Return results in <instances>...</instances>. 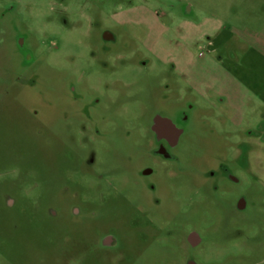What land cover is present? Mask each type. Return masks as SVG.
<instances>
[{
  "label": "rangeland",
  "instance_id": "obj_1",
  "mask_svg": "<svg viewBox=\"0 0 264 264\" xmlns=\"http://www.w3.org/2000/svg\"><path fill=\"white\" fill-rule=\"evenodd\" d=\"M234 34L264 38V0H0V264H264Z\"/></svg>",
  "mask_w": 264,
  "mask_h": 264
},
{
  "label": "crops",
  "instance_id": "obj_2",
  "mask_svg": "<svg viewBox=\"0 0 264 264\" xmlns=\"http://www.w3.org/2000/svg\"><path fill=\"white\" fill-rule=\"evenodd\" d=\"M228 38H225L227 41H222V44L216 41L217 48L224 52L217 58L221 65V74L223 78L231 82L229 84L225 82L220 93L223 100H227L232 106L234 102L249 103L250 114L255 113L260 118L258 124L250 129L249 135L254 136L255 140L261 138L262 146H264V38L250 41L253 38L247 40L248 38L235 34ZM231 39L237 41V46L236 49L228 50L225 44ZM205 96L206 99L209 98V94ZM236 128L240 138L241 128H244L242 123L239 122ZM155 130L158 135L172 130L177 132L178 139L181 135V131L171 120L161 116L157 119ZM237 144L239 147L242 145V143Z\"/></svg>",
  "mask_w": 264,
  "mask_h": 264
},
{
  "label": "flooded vegetation",
  "instance_id": "obj_3",
  "mask_svg": "<svg viewBox=\"0 0 264 264\" xmlns=\"http://www.w3.org/2000/svg\"><path fill=\"white\" fill-rule=\"evenodd\" d=\"M163 126H164V124H163ZM158 136L160 139H166L168 141V143L171 144V146H174L178 141L177 132H174L172 130H167L166 132H164L163 134L161 133ZM192 235H194V234H192ZM194 236H196V238L198 240L196 242H193V243L191 242V243H192V245L196 246V245L200 244L199 243L200 237L199 236L197 237V235H194Z\"/></svg>",
  "mask_w": 264,
  "mask_h": 264
}]
</instances>
